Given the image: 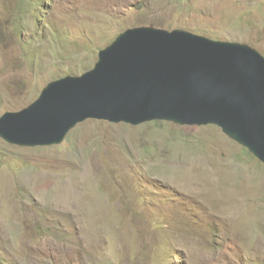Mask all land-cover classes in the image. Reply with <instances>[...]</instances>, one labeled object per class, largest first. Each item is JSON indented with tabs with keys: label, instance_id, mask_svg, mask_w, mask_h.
Returning <instances> with one entry per match:
<instances>
[{
	"label": "rangeland",
	"instance_id": "obj_1",
	"mask_svg": "<svg viewBox=\"0 0 264 264\" xmlns=\"http://www.w3.org/2000/svg\"><path fill=\"white\" fill-rule=\"evenodd\" d=\"M141 27L264 57V0H0V117ZM0 264H264V165L213 125L86 120L59 145L0 139Z\"/></svg>",
	"mask_w": 264,
	"mask_h": 264
},
{
	"label": "water",
	"instance_id": "obj_2",
	"mask_svg": "<svg viewBox=\"0 0 264 264\" xmlns=\"http://www.w3.org/2000/svg\"><path fill=\"white\" fill-rule=\"evenodd\" d=\"M86 120L213 125L264 165V57L184 30L129 29L91 70L49 83L27 108L2 115L0 139L59 145Z\"/></svg>",
	"mask_w": 264,
	"mask_h": 264
},
{
	"label": "clouds",
	"instance_id": "obj_3",
	"mask_svg": "<svg viewBox=\"0 0 264 264\" xmlns=\"http://www.w3.org/2000/svg\"><path fill=\"white\" fill-rule=\"evenodd\" d=\"M170 32V31H169ZM152 122H156V121H152ZM160 122H163V121H160ZM147 123H149V122H147ZM166 123H169V122H166ZM179 126V125H178Z\"/></svg>",
	"mask_w": 264,
	"mask_h": 264
}]
</instances>
